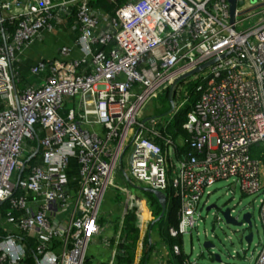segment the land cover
<instances>
[{
  "label": "built area",
  "instance_id": "obj_1",
  "mask_svg": "<svg viewBox=\"0 0 264 264\" xmlns=\"http://www.w3.org/2000/svg\"><path fill=\"white\" fill-rule=\"evenodd\" d=\"M255 7L264 11V0L237 3L231 23L228 0H124L113 13L91 0H0V207L12 227L0 225V264H85L118 167L125 180L179 197L170 237L197 229L201 209H212L206 190L221 180L259 195L264 228V16L235 29ZM63 23L73 41L30 65L40 80L22 86L24 47ZM213 58L195 74L192 102L173 103L165 121L139 118L147 100L159 92L173 99L175 79ZM186 104L185 136H174L171 123ZM181 252L172 243L169 260ZM244 259L264 264V241Z\"/></svg>",
  "mask_w": 264,
  "mask_h": 264
},
{
  "label": "rangeland",
  "instance_id": "obj_2",
  "mask_svg": "<svg viewBox=\"0 0 264 264\" xmlns=\"http://www.w3.org/2000/svg\"><path fill=\"white\" fill-rule=\"evenodd\" d=\"M260 0H249V3L254 6L258 4ZM248 12H257L258 14L254 17L247 18ZM264 16V11L261 7H255L251 11H245L243 14L237 16L236 20L239 21L235 25V29L238 31L246 30L248 28L254 27L258 21V18ZM244 18V19H243ZM63 42L59 41L57 43H52L53 48L51 50L43 49L44 54H52L53 51L58 48ZM71 44V39L68 42ZM20 85V84H19ZM197 85V80H195V74L190 75L176 83L173 88V99L172 102L177 105L179 101L185 99L187 96L190 98L187 103L192 102L195 99V88ZM75 101V100H74ZM172 103L168 99L165 92H159L157 96L147 100L142 107V115L140 119L147 117L157 116L165 121L168 117V112L171 109ZM75 107L73 101H65V108ZM97 131L101 132L102 127L98 125ZM127 154L125 152L123 158V169L127 168ZM77 174V169L73 163L70 164L67 170V176L69 178L75 177ZM122 170L118 167L114 173V186H109L104 195L103 202L101 203L100 213L102 214L106 206L117 205L123 203L125 199L129 200L127 193L129 194H139L143 196L147 201V206L151 210L153 220L156 218V212L158 210V202L152 192L142 189L144 186L138 185L130 177V180H122ZM126 187L127 192L122 188ZM233 190V193L229 191ZM209 191L208 203L216 204V208L202 210V216L204 221L199 224L197 229L193 230L191 234H184L180 237L179 244L181 245L182 253L187 258H195L201 264H248L245 261L246 257L250 256V252H255L260 248L264 241V228L259 215V195H246L242 194L237 185H232V183L226 182L224 180L217 181L207 188ZM205 199V196L203 200ZM130 202V201H129ZM225 208L233 209L232 215L237 217L239 220L242 219V214L246 211L251 213L252 227L247 228L244 226H236L233 224H228L222 217L221 211ZM103 209V210H102ZM157 209V210H156ZM7 210L6 206L0 207V215L3 217L5 222V212ZM146 213V210L144 209ZM217 215L220 218L217 219ZM104 223V222H103ZM105 224V223H104ZM153 235L159 233L161 238L156 239V247L159 249L164 242L168 252L170 247L165 242V233L167 229V224L165 218L156 220L151 226ZM197 231L199 234H197ZM248 231H252L253 240L251 243L247 244L244 239V234ZM207 232V235H205ZM214 234V236H212ZM210 240L214 243V248L207 249L203 246L204 241ZM159 246V247H158ZM234 252H237L235 257H232ZM213 253H219L221 261L218 262L214 259ZM152 259H150L151 261ZM85 264H92V261H86Z\"/></svg>",
  "mask_w": 264,
  "mask_h": 264
},
{
  "label": "crops",
  "instance_id": "obj_3",
  "mask_svg": "<svg viewBox=\"0 0 264 264\" xmlns=\"http://www.w3.org/2000/svg\"><path fill=\"white\" fill-rule=\"evenodd\" d=\"M69 39H71V42L73 41V33H71L69 28L63 23L55 32H44L41 42L34 41L31 45L24 47L19 58L20 62L18 63L22 86L34 84L40 80L39 76H33L28 73L29 66L39 59L51 58L54 56L57 47L52 52L53 55L44 54L43 49L51 50L54 46L52 43H57L58 40L61 42L64 41V44H68L65 42H68ZM94 128L97 129L98 127L95 126ZM71 163L75 165L74 161H71ZM121 179L125 181L123 176H121ZM124 189L126 192L128 191L126 187H124ZM127 195L129 200L125 199L123 203L109 205V207L106 206L104 210L102 209L103 212L102 214L100 213L99 216L101 230L86 248V261H92V264H124L119 260L121 255L120 244L125 241L124 236H122L123 218L126 210L135 205L137 208L136 214L139 217L140 230L135 248V258L131 264L168 263V249H166L165 243L163 242L162 246H158L159 249L156 247V241L160 239L161 236L159 233H155L154 235L152 233L151 226L154 221L151 210L147 206L146 199L135 193L129 194L128 192ZM144 209L146 210V213L144 212ZM158 217H156V219ZM0 225L12 228L11 225H8L3 220H0ZM150 259L152 260L150 261ZM31 262L33 263V260Z\"/></svg>",
  "mask_w": 264,
  "mask_h": 264
},
{
  "label": "trees",
  "instance_id": "obj_4",
  "mask_svg": "<svg viewBox=\"0 0 264 264\" xmlns=\"http://www.w3.org/2000/svg\"><path fill=\"white\" fill-rule=\"evenodd\" d=\"M124 0H91V6L94 8L100 9L104 12L113 13L114 9L118 7L121 2ZM7 25V24H6ZM8 27H11L8 25ZM197 95L195 96V98ZM191 109L189 104L184 105L178 113L175 115L171 126L170 131H173L174 136H185V131L182 129V124L186 119V115ZM182 152L188 151L189 148L187 145H182L179 147ZM30 162H34L32 159ZM172 192L166 191V208L164 214L159 219H154L153 221L160 220L163 217L165 218L167 227L168 226H176L178 222V213L180 209V200L179 197L173 196ZM156 198V197H155ZM158 202V210L156 212V217H158L162 211V207L160 205L159 200L156 198ZM136 206L130 207L126 210V213L123 218L122 224V236H124L125 241L120 244V262L124 264H131L135 258V248L139 238V217L136 214ZM165 242L170 245L174 242H179L180 238L170 237L167 233H165ZM185 255L181 252L178 255H173L171 260H169L168 264H185ZM31 259L27 260V264H32Z\"/></svg>",
  "mask_w": 264,
  "mask_h": 264
},
{
  "label": "water",
  "instance_id": "obj_5",
  "mask_svg": "<svg viewBox=\"0 0 264 264\" xmlns=\"http://www.w3.org/2000/svg\"><path fill=\"white\" fill-rule=\"evenodd\" d=\"M228 3H229V12H230V22L233 23L234 22V17H235V14H236V6H237V3H242V0H228ZM225 54H223L221 57H224ZM218 58H213V59H210L209 61L207 62H204L202 63L201 65L189 70V71H186L184 73H181L174 81L173 83V86L180 80L190 76V75H193V74H196V73H199L201 70L205 69L208 65L212 64L213 62H215ZM168 98L170 100V102L172 103V106H173V102H172V99H171V94L169 93L168 94ZM142 189L146 190V191H149V192H152L154 194V196L159 200L160 204H161V207H162V211L159 215V217L157 219H159L163 214H164V211H165V208H166V197H165V194L161 191H158V190H154V189H151V188H143L141 187ZM210 208H216V204L212 203L210 204L207 209H210ZM221 214H222V217L224 218V220L226 221V223L228 224H233V225H236V226H242L243 223H246V227L247 228H251L252 227V219H251V213L249 211H246L242 214V219H237L233 216L230 215V208H225L223 211H221ZM252 236H253V233L252 231H248L246 234H244V239L247 243L251 242L252 240ZM203 246L207 249H212L214 248V243H212L211 241H204L203 243ZM213 257L216 261H220L221 258H220V255L219 253H214L213 254Z\"/></svg>",
  "mask_w": 264,
  "mask_h": 264
}]
</instances>
